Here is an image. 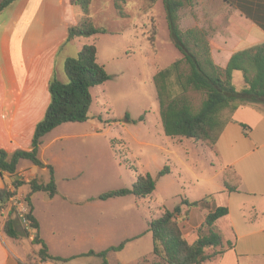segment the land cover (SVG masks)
Here are the masks:
<instances>
[{
	"label": "rangeland",
	"instance_id": "obj_1",
	"mask_svg": "<svg viewBox=\"0 0 264 264\" xmlns=\"http://www.w3.org/2000/svg\"><path fill=\"white\" fill-rule=\"evenodd\" d=\"M119 3L123 15L114 7V0H91L90 20L106 32L89 37V43L95 44L97 61L110 79L91 87L92 102L85 121L64 122L43 137L38 156L53 166L57 193L51 199L47 192L39 190L32 193L30 202L42 233L48 236L56 225L61 237L68 240L71 248L66 252H84L89 246L100 251L129 238L122 249L108 251V264H159L152 254L151 234L145 231L147 221L165 209L172 211L181 199L199 200L215 192L220 180L215 176V163L208 150L195 144L200 142L167 136L162 130L153 75L179 52L169 40L161 0H119ZM181 10L186 25L192 10H188V5ZM152 28L156 29L153 45L147 38ZM233 84L238 90L244 86L240 71L233 73ZM192 97L198 105L202 95L192 93ZM46 109L27 117L30 122L24 134L28 145ZM141 116L143 119L138 120ZM204 143L213 149L211 144ZM165 164L170 172L157 176ZM19 166H30L36 172L27 175V181L23 176H17L19 179L28 182L35 177L38 183L48 182L47 168H38L25 159L19 161ZM145 173L155 179L150 196L98 198L103 192L131 187L136 175ZM26 194L20 192L0 205V213L6 216L13 207L17 229L32 234L17 214L18 210L25 212L30 208L24 199ZM214 195L209 197L210 202ZM199 207L189 206L184 220L177 219L175 214L183 234L191 230L185 225L187 218L189 225L199 222L202 213ZM194 238L195 235L189 237L191 241ZM258 238L260 245L240 244L251 249V255L241 259L240 264H264V234L260 232ZM21 239L23 245L27 244L25 247L32 245L26 237ZM97 260L102 262L100 257ZM204 264H235V258L231 253Z\"/></svg>",
	"mask_w": 264,
	"mask_h": 264
},
{
	"label": "trees",
	"instance_id": "obj_2",
	"mask_svg": "<svg viewBox=\"0 0 264 264\" xmlns=\"http://www.w3.org/2000/svg\"><path fill=\"white\" fill-rule=\"evenodd\" d=\"M13 0H0V11ZM196 0H161L168 37L178 50L168 65L159 68L153 75L156 89L158 112L162 130L167 136L189 138L195 142L205 141L214 144L218 140L226 124L233 121V112L241 105H251L264 113V41L234 51L222 67L216 64L211 56L209 31L201 26L183 29L180 26L179 11L184 5L191 6ZM80 9V17L76 24L68 27L67 39L83 36L90 37L105 33L106 29L95 26L89 17L91 0H69ZM114 7L123 15L119 0H114ZM264 30V24H259ZM156 29H151L148 38L153 45ZM63 69L66 81L53 78L49 82L50 101L45 115L34 129L30 148H17L7 153L0 148V174L3 172L13 176L12 188L0 187V205L6 204L17 196V189L22 184L29 185V192L24 196L30 206L25 214L30 226L36 229L31 243L37 245L25 257L24 264L53 261L66 262L74 256L62 257L49 253L46 242L38 235V222L32 213L30 196L33 192L43 190L49 197L57 193L54 180V168L42 161L38 156L43 137L64 122H82L88 118V109L92 102L91 87L110 79V74L97 61V50L93 42L81 46L75 56L65 58ZM240 71L244 86L236 89L233 84V71ZM192 93H199L202 98L198 105L194 103ZM143 116L138 120H142ZM131 121H134L130 119ZM243 132L248 133L250 127L239 122ZM29 160L38 168H47L49 180L38 183L33 177L28 182L16 175L19 160ZM168 165L159 170L157 176L169 173ZM155 189V179L149 174H138L131 187H121L98 195L100 199L115 198L133 194L139 198L150 196ZM234 190V188H230ZM210 196L199 200L182 203L188 206H200L207 209L201 223L194 229L195 239L189 241L183 234L175 219L179 205L172 211L165 209L159 216L147 221L145 231L152 237V254L159 264H204L218 259L231 243L224 244L222 235L215 228L218 218L228 213L223 205L213 206ZM14 208L8 210L3 218V231L10 238L28 237V233L17 229V219L13 215ZM130 239H124L116 246H109L95 252L89 250L75 256L94 254L102 258L101 264H108L106 254L110 250H120ZM18 261H20L18 259Z\"/></svg>",
	"mask_w": 264,
	"mask_h": 264
},
{
	"label": "crops",
	"instance_id": "obj_3",
	"mask_svg": "<svg viewBox=\"0 0 264 264\" xmlns=\"http://www.w3.org/2000/svg\"><path fill=\"white\" fill-rule=\"evenodd\" d=\"M188 10L192 13L185 25L180 9V26L183 29L201 26L209 31L211 56L219 66L224 67L234 51L264 41V30L259 25L264 24V0H196ZM79 17V7L69 0H13L0 11V148L7 153L17 148H30L24 134L30 122L27 117L46 109L50 101V80L66 81L65 58L75 56L83 44L90 42L89 37L83 36L67 39L68 27L76 24ZM232 118L233 121L226 124L216 143L212 144V150L205 141L195 144L208 150L215 163V176L220 180L218 190L205 196L215 193L211 204L228 208V213L216 220L215 228L220 231L224 244L231 243L233 247L219 258L232 253L235 264H240L241 259L251 255V249L240 244L260 245L259 233L264 234V223L259 227L260 222H264V113L251 105H241L233 112ZM239 122L250 127L247 134ZM186 145L190 146L189 143ZM35 173L30 166L20 167L18 162L17 176H23L27 181L26 176ZM12 178L7 172L0 174V187L12 188ZM23 186L27 189L23 190ZM29 190L27 183L22 184L17 195ZM179 207L176 217L184 220L183 216L190 208L182 203V199ZM201 211L198 223L189 225L186 223L188 218L185 221L186 227L191 228L184 234L189 241L207 209ZM32 213L38 222L37 233L46 242L49 253L74 256L66 262L37 264H101L97 260L99 256L94 254L75 256L89 250L98 252L91 246L80 253L66 252L71 245L61 237L57 226L54 225L48 236L44 235L33 206ZM4 215L0 213V264H24L26 255L38 246L27 248L21 238L7 240L9 237L3 232ZM35 231L26 237L29 244H32ZM94 258L96 261L92 263Z\"/></svg>",
	"mask_w": 264,
	"mask_h": 264
},
{
	"label": "built area",
	"instance_id": "obj_4",
	"mask_svg": "<svg viewBox=\"0 0 264 264\" xmlns=\"http://www.w3.org/2000/svg\"><path fill=\"white\" fill-rule=\"evenodd\" d=\"M19 198V197H18ZM27 213V211H21V210H18V217H19V220L21 221V223L25 226V227H28L29 229L33 230L34 231V228H32L30 226V221L26 218L25 214ZM32 231V232H33Z\"/></svg>",
	"mask_w": 264,
	"mask_h": 264
}]
</instances>
